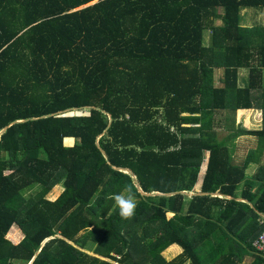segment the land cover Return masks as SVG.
I'll use <instances>...</instances> for the list:
<instances>
[{
	"label": "trees",
	"instance_id": "1",
	"mask_svg": "<svg viewBox=\"0 0 264 264\" xmlns=\"http://www.w3.org/2000/svg\"><path fill=\"white\" fill-rule=\"evenodd\" d=\"M241 7L264 0H0V264H264V24Z\"/></svg>",
	"mask_w": 264,
	"mask_h": 264
},
{
	"label": "rangeland",
	"instance_id": "2",
	"mask_svg": "<svg viewBox=\"0 0 264 264\" xmlns=\"http://www.w3.org/2000/svg\"><path fill=\"white\" fill-rule=\"evenodd\" d=\"M220 12H221V10H220ZM240 13H241V17H242V19L240 20L241 24L250 25V24H253L255 22H261L264 24V8L241 7ZM220 22H221V20L219 18L214 19V23H220ZM208 35H209V30H207V29L204 30L203 31V43L204 44L208 41ZM221 75H223V70H221L220 68H215L213 71V79H214L215 85H221V80H220ZM240 75L242 76V79L245 78L247 75V69L241 68ZM70 112H77V113L83 112V113H85L87 111L86 110H72ZM225 117L229 121L230 120L233 121L234 125H241L245 128L260 127L262 124V119H263L261 109H259V108H247V109H243V110L238 109L235 111H231L229 108H226L224 110H221L216 115L215 118L223 120ZM221 122H223V121H221ZM229 130L230 129L221 128L219 126L217 128L216 135L218 138L223 137L224 135L227 134V131H229ZM256 142H258L257 137H254L253 135L244 134V135H239L238 137H236L233 140L234 151H233L232 156H233L234 161H236V162L241 161L242 158L244 157V155L248 152V149L253 148L255 146ZM65 143L71 144L72 139L66 138ZM204 157H205V152L202 154V158H204ZM254 167H256L255 164H253V165L250 164L247 168V171L253 170ZM33 189H31L30 191H33ZM58 189H59V186H56L54 188L52 195H50L52 198L57 197L58 192L60 191V189L59 190ZM93 227H97V226L93 225ZM9 229H10V232H7V234H5L6 238H8L9 240H13V241L21 239L22 233L16 225L10 226ZM16 234L18 236L17 237L18 239L17 238L14 239ZM168 249L169 248H166L162 252V254L165 256V258L170 259V256L167 255ZM88 252L91 253V251H88ZM252 257L251 256L248 257L249 262H251V260H253Z\"/></svg>",
	"mask_w": 264,
	"mask_h": 264
},
{
	"label": "clouds",
	"instance_id": "3",
	"mask_svg": "<svg viewBox=\"0 0 264 264\" xmlns=\"http://www.w3.org/2000/svg\"><path fill=\"white\" fill-rule=\"evenodd\" d=\"M111 199L114 200L121 219L129 220L135 215L137 200L131 187L125 188L123 194L113 195Z\"/></svg>",
	"mask_w": 264,
	"mask_h": 264
},
{
	"label": "crops",
	"instance_id": "4",
	"mask_svg": "<svg viewBox=\"0 0 264 264\" xmlns=\"http://www.w3.org/2000/svg\"><path fill=\"white\" fill-rule=\"evenodd\" d=\"M233 148H234V146H233ZM246 155V154H245ZM244 155V156H245ZM206 157H207V152H205V157L203 158V160H202V163H201V165H200V170H199V176H201L202 175V173H203V170H204V166H205V161H206ZM244 158V157H243ZM242 158V159H243ZM250 164H255V163H250ZM255 166H256V164H255ZM254 169H255V167H254ZM253 169V170H254ZM253 170H251V171H247V169H246V171H247V173H248V175H250L252 172H253ZM200 178V177H199ZM195 186H197V184H195ZM59 190V189H58ZM58 194H59V192H58ZM187 194H190V192H188ZM259 218V217H258ZM18 236H17V234L15 235V237H14V239H16ZM18 239V238H17ZM11 242H13V243H16V242H18L19 240H15V241H13V240H10ZM167 248H169L168 250H167V255H169L170 256V259L171 258H173L175 255H177V254H179L181 251H182V248L178 245V244H176V243H172L171 245H169ZM252 257V255L251 254H245L243 257H242V259H241V261H239L238 262V264H250L251 262H249L248 261V257ZM167 260H169L168 258H166ZM252 259H253V257H252ZM252 261V260H251Z\"/></svg>",
	"mask_w": 264,
	"mask_h": 264
},
{
	"label": "built area",
	"instance_id": "5",
	"mask_svg": "<svg viewBox=\"0 0 264 264\" xmlns=\"http://www.w3.org/2000/svg\"><path fill=\"white\" fill-rule=\"evenodd\" d=\"M259 222L262 223L263 226L257 233V236L253 239L252 245L258 251V253L264 256V217L259 219Z\"/></svg>",
	"mask_w": 264,
	"mask_h": 264
},
{
	"label": "water",
	"instance_id": "6",
	"mask_svg": "<svg viewBox=\"0 0 264 264\" xmlns=\"http://www.w3.org/2000/svg\"><path fill=\"white\" fill-rule=\"evenodd\" d=\"M83 6H85V5H83ZM83 6H80V7H83ZM141 191V190H140ZM142 193H144L143 191H141ZM145 194V193H144Z\"/></svg>",
	"mask_w": 264,
	"mask_h": 264
}]
</instances>
